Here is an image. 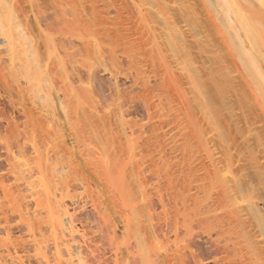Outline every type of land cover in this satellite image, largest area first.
Segmentation results:
<instances>
[{"label":"bare ground","instance_id":"obj_1","mask_svg":"<svg viewBox=\"0 0 264 264\" xmlns=\"http://www.w3.org/2000/svg\"><path fill=\"white\" fill-rule=\"evenodd\" d=\"M0 264H264V0H0Z\"/></svg>","mask_w":264,"mask_h":264}]
</instances>
